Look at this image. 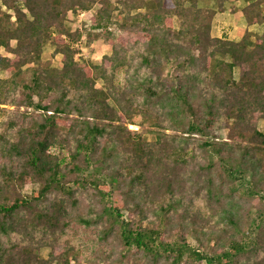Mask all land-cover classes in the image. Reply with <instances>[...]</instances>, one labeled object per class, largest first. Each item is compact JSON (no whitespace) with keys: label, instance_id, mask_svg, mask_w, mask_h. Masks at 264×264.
Here are the masks:
<instances>
[{"label":"trees","instance_id":"1","mask_svg":"<svg viewBox=\"0 0 264 264\" xmlns=\"http://www.w3.org/2000/svg\"><path fill=\"white\" fill-rule=\"evenodd\" d=\"M226 4L239 41L213 32ZM1 5L0 105L31 111L0 120V264H264V0ZM94 6L111 51L78 62L66 15Z\"/></svg>","mask_w":264,"mask_h":264},{"label":"rangeland","instance_id":"2","mask_svg":"<svg viewBox=\"0 0 264 264\" xmlns=\"http://www.w3.org/2000/svg\"><path fill=\"white\" fill-rule=\"evenodd\" d=\"M231 2V1H229ZM213 1H210V5L212 6ZM237 7H239V3H235ZM241 6V4H240ZM98 6H94L88 11H77L76 13H67L65 24L68 29L72 32L74 30H79L81 32V36L74 42V48L76 50L75 58L78 62L81 61H89L92 63H98L102 56L110 54V46L103 42L101 39L95 36V31L90 29L91 17L95 14V11ZM238 8L232 12L229 8V5L224 6V10L222 12H218L215 14L213 23L214 29L213 32L216 35H225L227 38H234L238 36V34L242 31V27L239 24H243L242 18L240 15H236ZM6 12L4 7L1 5L0 0V14ZM9 13V12H8ZM84 14V16H79L80 14ZM246 24V23H245ZM239 26V28H238ZM251 33L254 36L260 35L264 32V23L261 25H254L250 27ZM239 32V33H238ZM88 34L93 38L90 43H88ZM0 53L4 52L0 50ZM61 56L59 54L53 53V46L47 43L42 52L41 59L39 60L38 64L35 66L38 67H54L60 68ZM34 67V66H32ZM32 67H27L24 69L22 74V80L27 83L31 79V69ZM3 77V75H0ZM117 80L120 81L123 78V73L119 72L117 74ZM101 84L97 82V86L99 87ZM1 116L0 120L6 119V115L8 113L13 112H24V111H31L29 108L18 107L16 105L9 106V105H0ZM49 114V113H48ZM257 128L264 132V121L259 120L256 124ZM127 128L136 134L142 135L146 140H152L155 137V134L160 133L159 130L154 129L153 127L142 124L140 119L137 117L134 119V123L128 124ZM214 134L218 139H224L226 131L222 129L214 128ZM23 193L30 194L31 186H26L23 188ZM49 249L43 248L40 252V255L45 258L47 256Z\"/></svg>","mask_w":264,"mask_h":264},{"label":"crops","instance_id":"3","mask_svg":"<svg viewBox=\"0 0 264 264\" xmlns=\"http://www.w3.org/2000/svg\"><path fill=\"white\" fill-rule=\"evenodd\" d=\"M238 16V15H240V17L242 18V23L243 24H239L240 25V27H242V31L238 34V36H235L234 38H231L233 41H239L240 40V38L242 37V35H243V33H244V31H245V29H246V24H245V20H244V17H243V15L241 14V12H237V14H235V16ZM238 28H239V26H238Z\"/></svg>","mask_w":264,"mask_h":264},{"label":"built area","instance_id":"4","mask_svg":"<svg viewBox=\"0 0 264 264\" xmlns=\"http://www.w3.org/2000/svg\"><path fill=\"white\" fill-rule=\"evenodd\" d=\"M84 14H85V13H84ZM84 14L81 13L79 16H84Z\"/></svg>","mask_w":264,"mask_h":264}]
</instances>
